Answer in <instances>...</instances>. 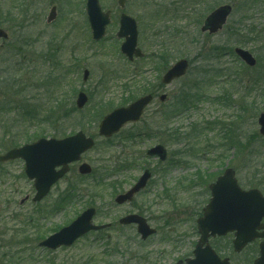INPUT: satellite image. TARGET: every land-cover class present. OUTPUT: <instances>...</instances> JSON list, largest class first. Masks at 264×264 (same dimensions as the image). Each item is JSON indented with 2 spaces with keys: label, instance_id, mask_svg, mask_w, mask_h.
<instances>
[{
  "label": "rangeland",
  "instance_id": "obj_1",
  "mask_svg": "<svg viewBox=\"0 0 264 264\" xmlns=\"http://www.w3.org/2000/svg\"><path fill=\"white\" fill-rule=\"evenodd\" d=\"M99 2L113 17L102 43L91 39L85 0H0L1 15L11 13V21L4 19L0 25L9 36L6 42L0 40V155L37 136L63 137L82 130L96 141L95 148L83 156L93 176L85 179L81 188L89 189L81 190V198L72 199L58 212V207H53L58 199L56 189L61 190L63 185H57L39 205L40 211L49 214L46 218L34 214L29 201L19 206L26 195L31 197L30 183L23 177V163L1 165L0 173L9 175L0 176V205L7 200L15 202L11 210L16 209L18 217L10 219V213H5L0 231L6 230V240L18 241L16 251L22 248L20 252L30 259L31 263L26 264H102L105 245L113 246L115 242L121 244V250L113 256L114 264H134L136 260L137 264H176L192 258L198 241L195 222L209 200L208 185L226 167L235 170L242 189L256 187L250 186L256 182L254 175H258L257 181L261 178L263 169L255 174L248 166L264 165V136L259 135L257 125L258 115L264 112V0H130L123 11L117 9L116 0ZM226 4L232 7V13L223 30L215 35L201 34L202 21L195 24L199 16L193 18L192 14L207 15ZM52 5L57 6V16L47 24ZM121 12L137 22L138 47L146 58L135 64L128 63L119 52L121 42L115 35ZM162 48L174 54L164 67L155 61ZM234 49L248 51L256 66L246 67ZM179 59L190 61L187 75L160 87L162 74ZM84 71L89 73L85 82ZM140 73L145 77L141 85L148 83L156 93L153 104L138 123L126 125L113 140L97 138L100 119L130 102L125 91L135 87L128 83ZM80 91L89 99L83 110L75 106ZM196 91L200 93L199 102L193 103L196 107L185 111L179 105L167 120L168 110L175 109L179 98ZM161 94L167 96L163 104L157 99ZM94 112L99 114L97 118ZM128 134L139 136L130 153L123 139ZM233 142L240 144L239 148ZM156 145L165 148L167 159L163 164L145 156V151ZM127 154L129 160H134V167L111 175L113 166L124 161ZM144 168L152 171L145 190L130 205L115 206L109 213H113V223L117 225L120 217L140 212L157 230L155 236L141 241L135 227L114 226L105 234L109 240L106 243L92 235L54 252L39 249L32 241L37 232L34 225L41 227L45 233L42 236H49L74 220L98 189L105 195L102 193L94 207H110L111 184L118 182L127 189ZM76 173L74 167L67 177L69 182ZM13 186L20 189V194L9 193ZM259 191L264 194L263 189ZM105 220L98 217L94 223L111 222ZM232 239V235L210 239L209 245L230 264H252L257 256L256 245L235 254L230 246ZM20 240L25 242L20 244ZM5 252L9 253L1 250L0 262L8 264ZM129 253L136 259L130 261Z\"/></svg>",
  "mask_w": 264,
  "mask_h": 264
},
{
  "label": "water",
  "instance_id": "obj_2",
  "mask_svg": "<svg viewBox=\"0 0 264 264\" xmlns=\"http://www.w3.org/2000/svg\"><path fill=\"white\" fill-rule=\"evenodd\" d=\"M127 0H118L117 5L124 7ZM231 12L228 6L220 7L211 13L206 19L202 28V33L215 34L226 23ZM86 15L91 29L92 39L99 41L105 34V27L109 24V12H102L98 0H87ZM56 17L55 7L50 10L47 23H51ZM119 39H124L120 47L121 53L133 61L134 58H141L142 53L137 46V30L135 21L122 14L120 16V28L117 33ZM7 34L0 29V39L7 40ZM237 57L248 67L255 66L256 61L252 55L242 49H235ZM188 62L179 60L172 65L162 76L161 84L170 85L173 81L180 79L186 74ZM88 72L83 73V81L88 78ZM151 95H146L125 108L113 110L104 117L99 125V136L106 138L117 133L126 123L139 121L144 109L152 102ZM166 96L159 97L160 102H164ZM87 102L83 93H78L76 99L77 109H82ZM257 124L259 134L264 136V113L258 116ZM94 143L79 132L72 137L63 140L40 139L35 143L24 145L21 148L13 149L0 156V162L22 159L25 162V174L29 180H34L36 195L33 202H39L49 192L50 188L68 172V165L80 160L81 154L90 150ZM150 157H156L160 161L166 159V152L162 146H156L147 151ZM56 168H60L58 171ZM81 175H88L91 168L87 164L78 167ZM150 172L145 171L138 182L124 194L118 195L115 203L122 205L130 202L134 195L140 192L150 179ZM211 198L203 209L202 218L197 220V230L199 240L193 251V259H187L183 263L178 261L176 264H229L228 259H220L208 244L210 237H221L227 233L234 232L233 250L236 253L257 238L264 239V224L260 221L264 218V197L256 189L247 191L242 190L235 178V172L228 168L222 176L209 185ZM23 202V201H22ZM94 215L93 209L84 211L69 226L61 229L56 234L50 236L39 244L49 250H56L60 247H70L77 239L90 231L103 229L104 226L96 227L91 224ZM120 224H135L137 233L141 240L155 234L146 221L139 216L131 215L120 220ZM263 229V233L258 234L257 230ZM253 264H264V241L259 246V257Z\"/></svg>",
  "mask_w": 264,
  "mask_h": 264
},
{
  "label": "trees",
  "instance_id": "obj_3",
  "mask_svg": "<svg viewBox=\"0 0 264 264\" xmlns=\"http://www.w3.org/2000/svg\"><path fill=\"white\" fill-rule=\"evenodd\" d=\"M2 13L3 12L0 11V25H3L2 20L4 21V19H7L8 22L11 21L10 20V17H9V16H11V13L10 12H7V15H4V16L1 15ZM11 25H13V24H11ZM173 56H174V54H172L171 51H169L166 48H162V49H160L158 51V56L155 58V61L158 62L157 64H159L162 67H164V66H167L170 57H173ZM166 57H168V58H166ZM140 75H142V74L140 73L139 76H138V78L135 81L132 80L131 82L128 83V84H133V86L135 85V87L133 89H131L130 91L127 92V89L128 88L125 91L128 94V96H129L128 100H130V101L131 100H134V96L135 95H142V94H145V93L152 92V90L150 89L148 83L146 85H141L144 82L143 80H144L145 77L140 76ZM255 83H257V81L253 82L254 85H255ZM128 84L126 85V87H128ZM199 95H200V93L198 91H196L195 94H193V95L183 94L179 98L178 102H176L175 109L174 110L173 109L168 110L169 113L167 114V120L170 119V113L171 112H172L171 115H175V112L177 111V109H179V105L181 106V109L184 110V109H186V108H188L190 106H193L194 105L193 104L194 102H196V103L199 102L197 100L199 98ZM123 104L125 105L126 103H123ZM46 115L44 116V118L46 117ZM98 116H99L98 113H95L94 114V117L95 118H97ZM44 118H42V119H44ZM158 128H160V127H158ZM204 129L209 130V127H205ZM168 130H170V129H168ZM128 140L129 139H127L126 141H128ZM232 144L235 145V146H237V148H239V146H240V144H236L235 142H233ZM261 155H264V153H262ZM125 164H126V162H125ZM262 164L263 163H261L260 165H252V164H249L248 168H249V171H251L250 168H253L254 171L256 172L255 174L259 173V171H261L260 169H263V171L260 172L261 173V178H258L259 181H257V179H256L258 175H254L253 174L254 175L253 176V181H256V182H253V184L250 185V186L251 187L256 186L255 188L263 189L264 190V165H262ZM124 167L125 166H123V168ZM119 171H121V170H119ZM260 179L263 180V182L260 181ZM69 185H70V192H69V195H68V200L69 199L72 200L73 199L72 197L75 198V196H77L79 194V190H77V188H78V181L73 182V183L71 182ZM119 187H121V185ZM40 238H41L40 237V234L38 233L36 235L34 241L36 242ZM24 240H25V238H24ZM22 242L24 243L25 241L20 240L19 243L21 244ZM11 244L12 245H15L16 246V249H15V252L13 253V255L10 258L8 256L10 254V249L8 248V245H11ZM11 244H6L7 245V248L6 249H7V251H9V253L7 254V252H5V256H3V257L6 258V261L8 262V264H10L11 262H13L14 264H26L27 262H30V259L26 256V254L24 252H20V251L23 250L22 248H21V250L16 251L17 250V246H18V241H17V243H11ZM120 245L121 244H119L117 242H115L113 244V246L109 245V246H111L110 247L111 252L109 250V246L105 245V249L107 248V250H104V253L101 255L100 261L103 260V263L102 264H114L115 263L114 260H113V256L116 255L119 250H121ZM17 254H18V258H16ZM128 256H129L130 261L136 259V257L134 255H132L131 253H129ZM79 262H81V260ZM133 263L134 264H137V260L136 261H133Z\"/></svg>",
  "mask_w": 264,
  "mask_h": 264
},
{
  "label": "flooded vegetation",
  "instance_id": "obj_4",
  "mask_svg": "<svg viewBox=\"0 0 264 264\" xmlns=\"http://www.w3.org/2000/svg\"><path fill=\"white\" fill-rule=\"evenodd\" d=\"M206 5V4H205ZM52 6H56V5H52ZM51 6V7H52ZM222 6V5H221ZM57 7V6H56ZM218 7H220V6H218ZM217 8V7H216ZM215 10V9H214ZM214 10H212L209 14H207V15H204V13L203 12H194L192 15H193V18L196 16V17H198V18H196L195 19V24L198 22V23H200V21H202V23H201V26H200V32H202L201 30H202V28H203V26H204V23H205V21H206V19L208 18V16L214 11ZM206 32H208V31H206ZM204 35V34H203ZM112 40H113V38H112ZM156 92H159V88H158V91H156ZM155 93V92H154ZM156 94V93H155ZM154 95V94H153ZM68 136V135H67ZM86 136H88V137H92V138H95V137H93V136H89V135H86ZM111 140H113V136L110 138ZM109 139V140H110ZM96 142V141H95ZM81 162H85L84 160H83V157L81 158V161H80V163ZM9 163H11V162H8V163H0V166L1 165H6V164H9ZM79 163H76V164H74V165H71L70 166V171H71V168H72V166H73V168L75 167L76 169H77V165H78ZM146 169L144 168L143 170H142V172L143 171H145ZM8 176L9 174H7V173H0V176L2 177V176ZM139 178V177H138ZM137 178V179H138ZM29 183H30V190L28 191V193H30L31 194V196H34L35 195V193H36V188H35V184H34V182L33 181H28ZM59 184H62L63 185V187H62V189L60 190V188H57L56 189V193H57V202H59V203H61V207L60 208H62V209H60V210H63L64 208H65V203H64V198H65V196L66 195H68L69 194V192H70V189H69V186H68V179L66 178V177H64L63 179H61L53 188H55L57 185H59ZM9 187V186H8ZM53 188H51V191H50V193L52 192V190H53ZM8 191H9V193H11V194H13L14 196L15 195H17V194H20V189H18L17 187H15V186H13L12 188H9L8 189ZM116 191H119V190H114L113 189V197L115 198L117 195H119V194H122V193H124L123 191H126V189H124L123 191H120V192H116ZM144 191V190H143ZM142 191V192H143ZM49 193V194H50ZM140 194V193H139ZM138 194V195H139ZM49 196V195H48ZM47 196V197H48ZM1 197V196H0ZM26 197L28 198V195H26ZM46 198V197H45ZM62 198V199H61ZM114 198H113V200H114ZM30 200V199H29ZM28 200V201H29ZM45 199H43V201H44ZM43 201H41V203L43 202ZM133 201V200H132ZM27 202V201H26ZM6 203V204H5ZM132 203V202H131ZM131 203H126V204H124V205H121V206H125V205H130ZM39 203H36V204H34V203H32V205H34V213L35 214H37V205H38ZM23 204H21L20 203V201H19V206H22ZM7 206V207H6ZM115 204L113 203V204H110V207H104V205L103 206H95V207H87V208H84L83 210H86V209H88V208H94V217H93V221L96 219V218H98V217H101V218H106V220H108V219H111V222H106V223H102V224H109L110 226H109V229H112L113 230V226H116V224L115 223H113V213H109V210H110V208H115ZM0 207H2L1 209H0V220H3L2 218H3V216L5 215V213H10V219H16L18 216H17V214H16V209L15 210H11V208L13 207V208H15L16 206H15V202H11L10 200H7L6 202H2V205H0ZM117 207H120V206H117ZM108 209V210H107ZM14 211V212H13ZM11 213H14L13 215L11 214ZM140 212H137V213H129V214H126V215H124V216H122V217H120L119 219H117V224L119 223V221H120V219H122V218H125V217H127V216H131V215H136V216H139V217H142V218H144V219H146L144 216H143V214L142 213H140ZM105 220V221H106ZM147 220V219H146ZM148 221V220H147ZM102 224H98V225H102ZM260 224L262 225V224H264V219H262L261 220V222H260ZM130 226H133V227H135L134 225H130ZM119 227H121V228H126V227H122V226H119ZM128 227V226H127ZM258 234H261V233H263V231L262 230H258V232H257ZM6 234V232H5V230H1L0 231V244L2 243V242H5V237H4V235ZM8 241H10L11 242V240L9 239ZM263 242V239L261 238V239H257L253 244H255L256 245V247H255V249H256V253H257V255H258V253H259V245L261 244ZM3 248V245L1 244V248L0 249H2ZM1 253V252H0Z\"/></svg>",
  "mask_w": 264,
  "mask_h": 264
}]
</instances>
